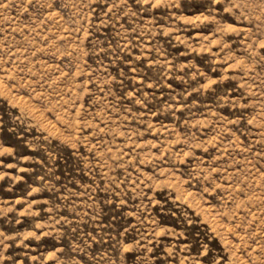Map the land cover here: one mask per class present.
Wrapping results in <instances>:
<instances>
[{
	"label": "rangeland",
	"instance_id": "rangeland-1",
	"mask_svg": "<svg viewBox=\"0 0 264 264\" xmlns=\"http://www.w3.org/2000/svg\"><path fill=\"white\" fill-rule=\"evenodd\" d=\"M0 264H264V0H0Z\"/></svg>",
	"mask_w": 264,
	"mask_h": 264
}]
</instances>
